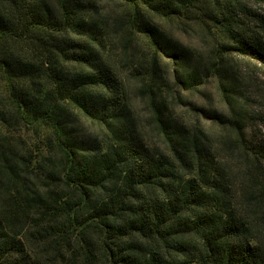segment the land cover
Wrapping results in <instances>:
<instances>
[{
	"label": "trees",
	"instance_id": "16d2710c",
	"mask_svg": "<svg viewBox=\"0 0 264 264\" xmlns=\"http://www.w3.org/2000/svg\"><path fill=\"white\" fill-rule=\"evenodd\" d=\"M120 1L0 0V264H264V0ZM211 79L229 125L169 85Z\"/></svg>",
	"mask_w": 264,
	"mask_h": 264
},
{
	"label": "rangeland",
	"instance_id": "374dc122",
	"mask_svg": "<svg viewBox=\"0 0 264 264\" xmlns=\"http://www.w3.org/2000/svg\"><path fill=\"white\" fill-rule=\"evenodd\" d=\"M97 1L108 13L119 12L122 9H125V5L122 4L120 0ZM169 31L172 33L171 35L173 37L179 39L185 45L206 51V48L202 46L199 39L193 35L181 33L174 28H171ZM135 38L133 39L132 44L139 49L138 53L145 54L146 57L151 60L152 55L148 46L149 44L145 39L143 40L140 37ZM128 49L131 50L130 48ZM157 58L160 66L168 67L170 65L172 68L171 62L167 59H164L159 55ZM237 70L238 74H241V83L239 82L241 93L243 97H247L251 102V106L249 107V112L253 117L250 122L251 124L249 125L251 134L255 133L259 137H264V124L256 120L257 115H264V70L257 66V64H248L244 62H238ZM172 82H170L169 85L173 90L174 96L183 106V108L179 109V112H194L199 115L200 119H206L207 117L213 119V117L209 115H216L221 123H227L229 125V113L231 112L228 104L224 101L219 92L215 79H211L205 86L192 90H182Z\"/></svg>",
	"mask_w": 264,
	"mask_h": 264
}]
</instances>
